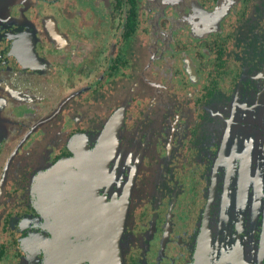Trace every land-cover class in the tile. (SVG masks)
I'll return each instance as SVG.
<instances>
[{"label":"flooded vegetation","instance_id":"1","mask_svg":"<svg viewBox=\"0 0 264 264\" xmlns=\"http://www.w3.org/2000/svg\"><path fill=\"white\" fill-rule=\"evenodd\" d=\"M117 261L264 264V0H0V264Z\"/></svg>","mask_w":264,"mask_h":264},{"label":"water","instance_id":"2","mask_svg":"<svg viewBox=\"0 0 264 264\" xmlns=\"http://www.w3.org/2000/svg\"><path fill=\"white\" fill-rule=\"evenodd\" d=\"M74 237H75V240L73 241L75 245V251L77 253V251L80 253V229L78 232L74 233ZM77 244H78V248H77ZM77 259V257H76ZM79 260H80V256H79ZM116 264H120L119 261H117Z\"/></svg>","mask_w":264,"mask_h":264}]
</instances>
